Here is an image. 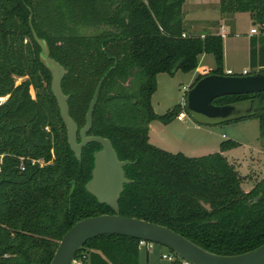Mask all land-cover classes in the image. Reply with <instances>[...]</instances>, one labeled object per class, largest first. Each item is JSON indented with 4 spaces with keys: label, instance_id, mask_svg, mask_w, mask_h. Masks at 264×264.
I'll list each match as a JSON object with an SVG mask.
<instances>
[{
    "label": "trees",
    "instance_id": "16d2710c",
    "mask_svg": "<svg viewBox=\"0 0 264 264\" xmlns=\"http://www.w3.org/2000/svg\"><path fill=\"white\" fill-rule=\"evenodd\" d=\"M185 1L0 0V264H50L76 223L114 214L86 190L101 145L89 143L76 159L33 30L67 70L62 88L79 129L108 72L89 134L109 138L120 161L131 162L124 169L131 182L119 200L121 216L167 227L216 255H241L264 244V178L245 191L223 155L238 141L193 158L149 140L151 121L169 124L188 113L187 94L184 105L155 112L159 73L194 72L203 54H213L216 67L209 73L225 74L223 36L189 31ZM218 8L231 26L237 13L249 14L258 30L250 39L249 73L264 72V0H220ZM248 99L264 139V91L214 103ZM139 257L140 240L105 235L88 241L76 259L140 264Z\"/></svg>",
    "mask_w": 264,
    "mask_h": 264
},
{
    "label": "water",
    "instance_id": "95a60500",
    "mask_svg": "<svg viewBox=\"0 0 264 264\" xmlns=\"http://www.w3.org/2000/svg\"><path fill=\"white\" fill-rule=\"evenodd\" d=\"M33 34L42 47L41 62L52 74L51 89L57 99L61 117L67 128L68 142L76 159L82 160L83 148L89 143L96 142L101 145V149L94 152L92 178L87 183L86 190L97 199L99 204L107 205L114 211L112 215L87 218L76 223L59 242L50 264H72L88 241L105 235L128 237L158 244L169 248L180 259L192 264H264V244L241 255H216L167 227L121 216L119 200L125 185L131 182L127 179L124 169L131 162L120 161L109 138L89 134L93 127V114L101 85L108 72L98 83L86 113V123L79 129L78 124L70 115L69 95L65 94L62 88V80L67 70L51 57L47 42L41 40L34 30ZM261 91H264V72L245 75L208 73L188 90L186 109L196 122L203 125H219L242 120L252 115L254 106L252 99L223 105L215 104L214 100L224 95Z\"/></svg>",
    "mask_w": 264,
    "mask_h": 264
},
{
    "label": "rangeland",
    "instance_id": "374dc122",
    "mask_svg": "<svg viewBox=\"0 0 264 264\" xmlns=\"http://www.w3.org/2000/svg\"><path fill=\"white\" fill-rule=\"evenodd\" d=\"M196 1L198 0H188L184 5L187 14L189 13L186 18L187 28L198 33L213 31L214 19L219 14L217 0H199L206 1L205 4H197ZM209 2L213 3L210 5ZM251 26L253 25L249 14L241 13L238 15L236 27L229 29L231 38L225 37L227 52L225 73L227 68H231L234 74L243 72L248 56L246 33ZM200 63L211 70L216 67L213 54H206ZM249 70H252V67H249ZM194 79L193 72L178 71L175 75L159 73L158 87L152 96L155 112L165 114L175 104L183 102ZM20 80L18 78V82ZM149 126V140L152 144L172 153L183 152L187 157L198 158L218 152L221 142L228 139L239 141V146L224 151L223 155L238 169L243 178V189L250 191L264 178V139H261L260 120L256 117L219 125H203L186 113L184 118L177 117L169 124L153 120ZM171 252L169 248L158 244H154L150 251L141 247L140 264H173L172 261L163 258L164 254Z\"/></svg>",
    "mask_w": 264,
    "mask_h": 264
},
{
    "label": "crops",
    "instance_id": "0c3cea01",
    "mask_svg": "<svg viewBox=\"0 0 264 264\" xmlns=\"http://www.w3.org/2000/svg\"><path fill=\"white\" fill-rule=\"evenodd\" d=\"M188 0H186L185 1V3L187 2ZM219 1L220 0H217V3H218V5H219ZM205 2L206 1H196V3L197 4H205ZM210 3V5L213 3V2H209ZM185 5V4H184ZM185 9V8H184ZM189 14V13H188ZM188 14L186 15V18H187V16H188ZM239 14H241V13H237L236 15H235V18H234V20H235V24H234V26H231V25H229V24H227L222 18H221V14H220V11H219V14L217 15V17L214 19L215 20V22H217V25L216 26H214V29H213V32H217V33H219V34H221L222 36H223V39H224V64H227V52H226V43H225V37L226 38H231V37H229V29L230 28H235L236 27V25H237V22H238V15ZM252 25L253 26H251V28H250V30H249V32H247L246 33V35H247V42H246V49L248 50V56H247V58H246V65L244 66V68H243V70H248V72H251V70H249V67H251V65H250V39H251V37L253 36V34H256V33H251V30H252V28L254 27V24H253V22H252ZM203 57H206V54H203L202 56H201V58H200V60L203 58ZM247 64H249V65H247ZM225 66V65H224ZM208 68L209 70H211L208 66H206V65H202L201 63H199V67L193 72L194 73V78L196 79V77H197V75L198 74H200L199 73V69L200 68ZM228 70H231V68H227V72H228ZM250 74V73H249ZM194 79V80H195ZM189 89H190V87H189ZM184 118V117H183ZM239 142V141H238ZM240 143V142H239ZM140 249H141V247H140ZM147 250V249H146Z\"/></svg>",
    "mask_w": 264,
    "mask_h": 264
},
{
    "label": "built area",
    "instance_id": "2783aa9c",
    "mask_svg": "<svg viewBox=\"0 0 264 264\" xmlns=\"http://www.w3.org/2000/svg\"><path fill=\"white\" fill-rule=\"evenodd\" d=\"M251 33H258V30L256 28H252ZM259 70H260V67L257 68V72H259ZM209 72H210V70L208 68H204L203 67V68H200L199 69V73L200 74H205L206 75ZM257 72H255V73H257ZM226 74H231V75H245V74H249V72H248V70H243V72L241 74H234L232 70H228V72ZM182 104L183 105L185 104V100H183ZM185 115H186V112L183 111V112L180 113L179 117L183 118V117H185ZM153 246H154L153 243H149V242H146V241H140V247H144L148 251L152 250ZM163 258L164 259H167L169 261H172V262H175L178 259H180L174 252H171L170 254H164L163 255ZM180 260H181V264H192V263H190L188 261H185V260H182V259H180ZM72 264H83V261L82 260H79V259L77 260L75 258V260L73 261Z\"/></svg>",
    "mask_w": 264,
    "mask_h": 264
}]
</instances>
